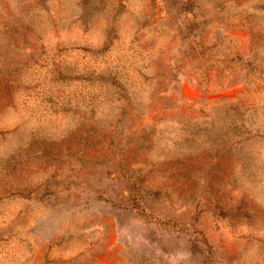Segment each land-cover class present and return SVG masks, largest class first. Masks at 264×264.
Masks as SVG:
<instances>
[{"label":"rangeland","instance_id":"374dc122","mask_svg":"<svg viewBox=\"0 0 264 264\" xmlns=\"http://www.w3.org/2000/svg\"><path fill=\"white\" fill-rule=\"evenodd\" d=\"M0 264H264V0H0Z\"/></svg>","mask_w":264,"mask_h":264}]
</instances>
